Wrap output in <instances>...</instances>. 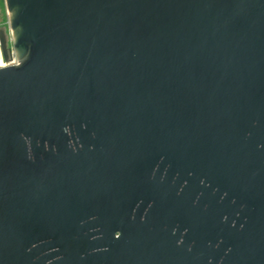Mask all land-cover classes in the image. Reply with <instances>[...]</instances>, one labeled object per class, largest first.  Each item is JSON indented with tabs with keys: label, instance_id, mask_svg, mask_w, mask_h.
Instances as JSON below:
<instances>
[{
	"label": "water",
	"instance_id": "1",
	"mask_svg": "<svg viewBox=\"0 0 264 264\" xmlns=\"http://www.w3.org/2000/svg\"><path fill=\"white\" fill-rule=\"evenodd\" d=\"M0 264H264V0H4Z\"/></svg>",
	"mask_w": 264,
	"mask_h": 264
},
{
	"label": "rangeland",
	"instance_id": "2",
	"mask_svg": "<svg viewBox=\"0 0 264 264\" xmlns=\"http://www.w3.org/2000/svg\"><path fill=\"white\" fill-rule=\"evenodd\" d=\"M0 30L5 31L6 36H7V46L8 48H11L13 50L11 32H10L9 23H8V15H7V10L5 7L4 0H0ZM0 51H1V48H0ZM0 57H1L0 66L2 64L6 66L8 64V61L11 60V57H10L8 61H5L2 55V51H1Z\"/></svg>",
	"mask_w": 264,
	"mask_h": 264
},
{
	"label": "built area",
	"instance_id": "3",
	"mask_svg": "<svg viewBox=\"0 0 264 264\" xmlns=\"http://www.w3.org/2000/svg\"><path fill=\"white\" fill-rule=\"evenodd\" d=\"M9 64H16V59H15L14 55H12V56H11V60L8 61V64H7V65H9ZM4 66H5V65H4Z\"/></svg>",
	"mask_w": 264,
	"mask_h": 264
},
{
	"label": "bare ground",
	"instance_id": "4",
	"mask_svg": "<svg viewBox=\"0 0 264 264\" xmlns=\"http://www.w3.org/2000/svg\"><path fill=\"white\" fill-rule=\"evenodd\" d=\"M0 55H1V51H0ZM0 61H1V57H0ZM4 66V64H2L0 67H3Z\"/></svg>",
	"mask_w": 264,
	"mask_h": 264
}]
</instances>
